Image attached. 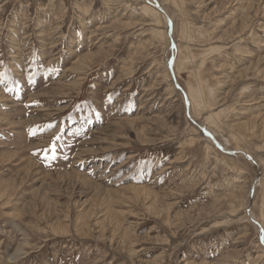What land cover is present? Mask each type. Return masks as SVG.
I'll return each mask as SVG.
<instances>
[{"label": "rangeland", "instance_id": "obj_1", "mask_svg": "<svg viewBox=\"0 0 264 264\" xmlns=\"http://www.w3.org/2000/svg\"><path fill=\"white\" fill-rule=\"evenodd\" d=\"M0 264H264V0H0Z\"/></svg>", "mask_w": 264, "mask_h": 264}, {"label": "water", "instance_id": "obj_2", "mask_svg": "<svg viewBox=\"0 0 264 264\" xmlns=\"http://www.w3.org/2000/svg\"><path fill=\"white\" fill-rule=\"evenodd\" d=\"M201 131L205 134H207L208 136L211 137V139L215 142V144L217 145V142L215 141V139L211 136V134L203 129H201ZM253 191H254V188L252 190V193H251V196H250V207H251V204H252V200H253Z\"/></svg>", "mask_w": 264, "mask_h": 264}, {"label": "bare ground", "instance_id": "obj_3", "mask_svg": "<svg viewBox=\"0 0 264 264\" xmlns=\"http://www.w3.org/2000/svg\"><path fill=\"white\" fill-rule=\"evenodd\" d=\"M145 3H146V1H145ZM150 4H154V3H151L150 2ZM149 4V5H150ZM256 4H258V3H256ZM146 5H148V4H146ZM146 9V8H145ZM164 11V10H163ZM166 12V11H165ZM248 13V12H247ZM249 14V13H248ZM173 29V28H172ZM171 33V32H170ZM188 38V37H187ZM175 48V47H174ZM194 55V54H193ZM100 56V55H99ZM176 56V55H175ZM191 56V55H190ZM85 62V61H84ZM86 64V63H85ZM197 74V73H196ZM198 81H200V80H198ZM201 84V83H200ZM191 93V92H190ZM198 105V104H197ZM161 123V122H160ZM197 125H199V124H197ZM200 126V125H199ZM201 127V126H200ZM246 127V126H245ZM244 128V127H243ZM202 129V128H201ZM251 130V129H250ZM260 131V130H259ZM261 176V175H260ZM253 201V200H252ZM252 205V204H251ZM186 212V211H185Z\"/></svg>", "mask_w": 264, "mask_h": 264}]
</instances>
